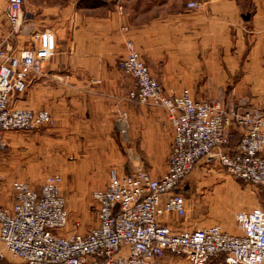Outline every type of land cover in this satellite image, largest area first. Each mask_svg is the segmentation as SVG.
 Returning a JSON list of instances; mask_svg holds the SVG:
<instances>
[{
  "label": "crops",
  "instance_id": "1",
  "mask_svg": "<svg viewBox=\"0 0 264 264\" xmlns=\"http://www.w3.org/2000/svg\"><path fill=\"white\" fill-rule=\"evenodd\" d=\"M191 1L197 5L190 7ZM138 2L27 0L26 25L30 20L36 32H54L57 53L47 62L45 75L16 97V106L49 109L56 125L6 134L9 145L0 152L5 187L0 199L6 205L13 204L15 180L33 183L28 152L45 151L47 142L52 151L66 147L91 188L107 187L110 165L120 174L138 161L154 176L166 172L174 128L164 107L129 100L135 81L119 66L127 40L136 43L167 90L187 87L194 98L220 99L227 109L264 111V0H182L174 10L166 7L170 0L149 9ZM7 6V0H0V31L7 26ZM189 210L187 202V220L167 214L162 222L175 230L218 223L241 233L239 211L232 206L212 211L200 203L198 215ZM0 249L6 259L2 264L12 262L1 239Z\"/></svg>",
  "mask_w": 264,
  "mask_h": 264
},
{
  "label": "built area",
  "instance_id": "2",
  "mask_svg": "<svg viewBox=\"0 0 264 264\" xmlns=\"http://www.w3.org/2000/svg\"><path fill=\"white\" fill-rule=\"evenodd\" d=\"M6 17L13 31L21 30L25 0H7ZM196 2L191 1L190 7ZM55 34H34L30 46L13 50L0 44V152L9 145L10 131L52 128L49 109L16 106V97L45 75L56 55ZM120 68L135 81L129 100L164 107L174 128L165 173L154 176L142 163L128 173L112 169L107 187L93 191L97 224L80 232L69 230L70 210L63 175H46L39 186L15 180L14 201L0 199V239L21 264H174L180 257L191 264H209L225 256L226 264H264V208L239 211L240 234L221 224L175 230L162 222L167 214L187 215L181 185L198 163L215 162L233 176L264 191V111L227 109L220 99H196L189 88L167 90L152 73L133 40L126 42ZM234 128L243 139L234 152L225 145ZM4 177L0 172V191ZM5 254L0 249V264Z\"/></svg>",
  "mask_w": 264,
  "mask_h": 264
},
{
  "label": "rangeland",
  "instance_id": "3",
  "mask_svg": "<svg viewBox=\"0 0 264 264\" xmlns=\"http://www.w3.org/2000/svg\"><path fill=\"white\" fill-rule=\"evenodd\" d=\"M134 1H139L138 5L143 6L145 9H149L151 6L150 4H163L162 0ZM181 1L182 0H170V6L168 5L166 7L174 10L177 6L182 4ZM26 4L27 0H25L24 4V19L21 30L17 32L13 31L12 26L7 21V26L5 25V27H3L0 31V44L5 46L10 45L13 47V50L30 46L33 42L34 34L36 33L34 23L29 20L28 22L31 23V25H26L25 21L29 16L25 9ZM156 12L157 11L155 10L154 13ZM44 146L46 149L45 151L35 149L28 152L29 161L35 168L33 171L34 175L30 178L33 182L32 184L39 186L42 182H44L47 174L53 172L61 173L64 179L63 190L68 198V206L71 214L68 229H76L79 231L83 227L89 228L93 226L98 209L92 196L93 191L96 188H91L89 186L88 179L81 176L80 173L83 170L82 167L78 163L74 162L72 156L65 153V146L59 145L54 147V151L51 150L49 142L45 143ZM111 164H115L116 167L118 163L114 162ZM127 164L130 166V163ZM157 164L158 163L155 164L154 168L159 172V170H157ZM111 168L112 166L110 165L108 167V171L111 172ZM181 186L180 192L186 196L190 208L189 211L192 215H198V206H200V203L210 207L212 211H217L220 207H224L226 205L230 207L232 206V208L235 209V213L242 209L252 208L253 206L260 205L264 207V191L260 187L251 182L233 176L226 169L222 168L215 162L206 163L204 160L201 161L200 164L193 169L191 174ZM1 193L2 192L0 191V195ZM180 219L187 220L188 216L186 215V217ZM11 258L12 262H8V264H21L19 259H16L13 256ZM177 260L180 261V257L174 259V264H182V262L176 263ZM4 261H6V259ZM188 262L186 261V263L183 264H191Z\"/></svg>",
  "mask_w": 264,
  "mask_h": 264
},
{
  "label": "trees",
  "instance_id": "4",
  "mask_svg": "<svg viewBox=\"0 0 264 264\" xmlns=\"http://www.w3.org/2000/svg\"><path fill=\"white\" fill-rule=\"evenodd\" d=\"M242 139H243V133L234 128L232 133V138L230 139L229 143L225 145V149L234 152L237 146L241 143ZM219 263L226 264L224 255L219 256L217 259H215L212 263L209 264H219Z\"/></svg>",
  "mask_w": 264,
  "mask_h": 264
}]
</instances>
